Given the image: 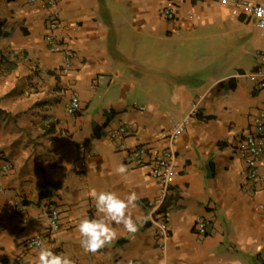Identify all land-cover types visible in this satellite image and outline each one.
<instances>
[{
  "label": "crops",
  "instance_id": "crops-1",
  "mask_svg": "<svg viewBox=\"0 0 264 264\" xmlns=\"http://www.w3.org/2000/svg\"><path fill=\"white\" fill-rule=\"evenodd\" d=\"M57 9L53 45L41 0H0V154L11 164L0 172V264H35L39 249L26 247L35 236L73 264H264V168L260 184L246 182L236 150L264 105L263 34L251 16L234 0H58ZM120 125L127 132L111 137ZM139 145L172 152L167 182L132 164ZM93 189L138 197V230L113 224L117 238L95 253L76 231L95 216Z\"/></svg>",
  "mask_w": 264,
  "mask_h": 264
},
{
  "label": "built area",
  "instance_id": "built-area-1",
  "mask_svg": "<svg viewBox=\"0 0 264 264\" xmlns=\"http://www.w3.org/2000/svg\"><path fill=\"white\" fill-rule=\"evenodd\" d=\"M36 1V0H31ZM42 7L49 20L50 33L47 35L49 43L56 44L55 31L60 26L59 11L57 9L58 0H41ZM235 5L246 11L248 15L254 20L256 26L262 31L264 41V0H234ZM192 14L191 11H189ZM163 14L167 19H174V5L168 4ZM72 52H66V66L70 64V56ZM260 58L264 62V46L260 52ZM257 76L264 77V69H259L256 73ZM261 87H264V80L261 81ZM68 113L74 115L80 111L79 96L73 95L67 106ZM182 129V125L177 127V131ZM128 128L126 125H120L113 129L110 133L111 137H118L119 134H125ZM177 133H175V136ZM236 150L244 166L242 168V176L246 182L251 184H260L263 175L261 168H264V105L252 117L251 130L244 137L240 138L236 144ZM172 152L168 149L160 153H151L146 145H139L130 151V160L135 166H149L151 174L159 179L168 181L172 173ZM11 167L10 161L0 154V172L7 171ZM4 188L0 186V191ZM48 225L49 232L55 233L60 231V213L57 208H51L48 211ZM195 231L198 234H204L206 231V223L202 217H198L195 224ZM44 238L42 236H35L27 239L26 247L28 249H40L44 246ZM56 252V251H54ZM59 253V252H56Z\"/></svg>",
  "mask_w": 264,
  "mask_h": 264
},
{
  "label": "clouds",
  "instance_id": "clouds-1",
  "mask_svg": "<svg viewBox=\"0 0 264 264\" xmlns=\"http://www.w3.org/2000/svg\"><path fill=\"white\" fill-rule=\"evenodd\" d=\"M126 171L123 164L114 169L118 175H123ZM91 196L96 209L95 216H84L76 225L80 244L85 252L95 253L112 243L117 238L113 224H122L130 233L138 230V224L130 214V207L135 206L138 199L135 192L122 197L114 191L93 189ZM54 247L41 246L35 264H73L66 254L54 252Z\"/></svg>",
  "mask_w": 264,
  "mask_h": 264
}]
</instances>
